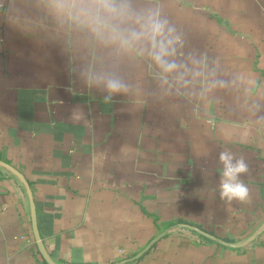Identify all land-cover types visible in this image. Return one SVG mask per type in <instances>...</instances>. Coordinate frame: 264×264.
I'll return each instance as SVG.
<instances>
[{"label":"crops","instance_id":"1","mask_svg":"<svg viewBox=\"0 0 264 264\" xmlns=\"http://www.w3.org/2000/svg\"><path fill=\"white\" fill-rule=\"evenodd\" d=\"M0 160L55 264H264V0H0ZM0 264H47L1 167Z\"/></svg>","mask_w":264,"mask_h":264},{"label":"clouds","instance_id":"2","mask_svg":"<svg viewBox=\"0 0 264 264\" xmlns=\"http://www.w3.org/2000/svg\"><path fill=\"white\" fill-rule=\"evenodd\" d=\"M166 20L154 19L151 29L154 34L161 33L167 25ZM170 31L172 29H169ZM138 36V33H133ZM158 62L166 63L160 55H157ZM168 69L175 67L174 64H166ZM107 87L112 92H119L124 85L119 81L110 80ZM218 162L222 166V175L219 181V195L222 200L232 202L233 200L245 202L249 198V187L242 179V176L249 172V165L243 156H236L233 152L224 150L219 153Z\"/></svg>","mask_w":264,"mask_h":264},{"label":"water","instance_id":"3","mask_svg":"<svg viewBox=\"0 0 264 264\" xmlns=\"http://www.w3.org/2000/svg\"><path fill=\"white\" fill-rule=\"evenodd\" d=\"M0 167L6 169L8 172H10L13 176H15L19 182L22 184L27 199H28V204H29V216H30V223H31V228H32V234H33V238L35 241V244L37 246V249L40 253V255L42 256V258L45 260V262L47 264H55L52 259L50 258V255L48 254V252L46 251L44 244L41 240V237L39 235L38 232V228H37V223H36V210H35V206H34V200H33V196H32V191L30 189L29 183L26 180V178L22 175V173H20L18 170H16L15 168H13L12 166L8 165L7 163L3 162L0 160ZM176 228H186L196 234H198L199 236H202L210 241L216 242L222 246H226V247H230V248H239L244 246L245 244H247L248 242H250L251 240H253V238L256 236V234H252L250 236H248L247 238H245L244 240H242L241 242H227L221 238H218L217 236L210 234L209 232H206L196 226L190 225V224H185V223H180L177 224V226H175ZM164 234V233H163ZM163 234H160L159 236L155 237L154 239H152L150 241V243L144 248L143 252H146L149 250V248L159 240V238H161L163 236ZM142 252V253H143Z\"/></svg>","mask_w":264,"mask_h":264}]
</instances>
